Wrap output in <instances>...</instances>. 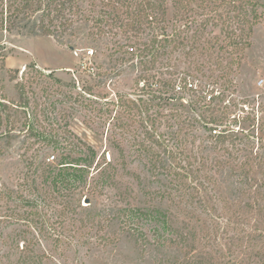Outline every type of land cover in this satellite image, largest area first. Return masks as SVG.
Listing matches in <instances>:
<instances>
[{
  "label": "trees",
  "instance_id": "obj_1",
  "mask_svg": "<svg viewBox=\"0 0 264 264\" xmlns=\"http://www.w3.org/2000/svg\"><path fill=\"white\" fill-rule=\"evenodd\" d=\"M197 1L174 0V24L169 25L167 0H94L97 9L93 11V18L99 33L104 35L106 31L112 32L118 28L112 35L119 36L117 42H123L118 43L119 52H122L121 61L136 60L137 70L132 80L136 93H115L113 98L110 97L99 88L102 73L84 61L74 68L61 70L68 75L67 79L57 77V69H48V73H43L48 79L42 81V73L40 69H35L39 68L35 63L32 67L31 64L28 65L30 68L35 66L34 72L31 70L30 74L25 73L26 67L23 71L6 68L8 79L13 82L19 99L17 103L10 101L3 93L4 85H0V137L6 135L4 125H8L9 129L17 128L18 133L24 131L28 125L27 118L31 116L28 112L29 105L32 103L33 108H37L41 105V99L42 109L38 110L41 114L47 113L45 100H51L48 108L54 110L56 103L62 104L70 99L71 104L67 109L84 108V113L88 116H105L104 125L107 124L108 128L112 125L119 127L124 138L127 139L128 133H133L132 145L136 150L147 154L153 172L168 177V186L163 191V196L178 203L184 214L182 222L184 230L188 229L187 239L190 240L184 250L192 252L188 264H256L264 255V204L261 203L264 199V184H256L257 180L262 179L264 182V172L260 177L255 176L254 163L243 159L235 166L223 163H232L228 160L213 163L216 170H227L226 177L219 178V181L210 173L208 160L198 151L201 143L199 147L196 146L197 150L194 149L196 139H192L186 131L187 116L179 113L172 103L181 98L178 95L192 90L193 84L187 78L182 83L176 82L171 75L175 74L172 69V53L177 50H181L185 58L193 57L190 64H193L196 71L202 69V57L214 64L213 68L208 66V70L217 73L205 84L211 87L207 89L208 96L210 101L215 100L216 112L208 123L224 126L221 130L215 126L210 129L213 133L209 137L216 142L218 150L230 148L225 144L233 135H237L231 133L234 130L226 127L230 119L234 122L249 121L261 134L264 133V105L259 108L263 117L258 123L257 111L253 106L244 102L240 113L229 111L230 107L236 108V103L233 98L227 97L229 86H232L229 76L234 67L240 66L244 51L250 46L247 39L261 14L258 15L255 8L257 0H200L199 3L207 2L208 5L210 1L214 2V6L209 9L214 16L201 19L199 28L192 29L189 25L190 12L194 11L191 4ZM197 6L200 9L202 7L200 4ZM248 7H252V13ZM80 13L78 0H0V31L21 33L26 30L30 34L58 35L72 28ZM198 14L205 13L202 10ZM210 24L218 26L221 35L213 31L207 32ZM103 26H107L106 30ZM0 67L4 70L5 62L2 61ZM210 76L213 75L210 73ZM55 94H58V98H54ZM99 101L104 102V106ZM163 106L165 111L161 109ZM20 115L25 121L19 124ZM33 115L38 114L35 112ZM60 115L65 120L70 113L63 110L58 116ZM160 119L161 122H167L170 132L167 129L159 131ZM46 120H49L48 115ZM113 120L115 121L112 122ZM56 123L42 131L32 129L34 131L30 132V136L42 139L47 148L52 149V153H48L45 158L47 165L54 162L56 155L53 152L59 150L64 152L63 158L66 156L68 162L80 165L76 162L81 159L76 161L72 154L77 153L81 158L87 149L91 152L92 148L78 137L75 143L67 133L68 129L62 130V125L58 121ZM174 125L176 129L173 131ZM56 136L61 139H58L59 147L54 146L56 139L53 138ZM232 146L238 149L237 153L240 152V147L235 144ZM26 162L29 171L35 168L32 158ZM60 164L62 166L66 163ZM262 164L264 167V162ZM70 175L60 172L48 175L50 191L47 193L53 196L51 192L54 190L51 189H57L59 184L63 185ZM234 176L241 177L234 181ZM28 177L29 175L25 178L26 182ZM78 177L74 188L86 189L83 176ZM234 183L243 187L240 196L231 190ZM36 186L32 182L25 188L33 190ZM11 194L12 190L0 187V264H4L3 245L10 240V235L5 232L13 225L23 226L20 232L26 241V248L35 244V235L50 237L54 248H58L65 232V221L60 219L67 215L66 211L69 209L64 205L60 206L61 210L55 214L58 219L51 221L32 205L33 202L29 205L26 199L22 200V196L13 202Z\"/></svg>",
  "mask_w": 264,
  "mask_h": 264
},
{
  "label": "rangeland",
  "instance_id": "obj_2",
  "mask_svg": "<svg viewBox=\"0 0 264 264\" xmlns=\"http://www.w3.org/2000/svg\"><path fill=\"white\" fill-rule=\"evenodd\" d=\"M78 1L81 6L80 16L67 32L42 35L30 34L26 30L21 33L0 31V65L2 61L5 62V69L0 67V85H4L3 93L10 101L17 103L19 98L13 82L8 79L6 68L23 71L26 67L25 73L30 74L31 70L34 72L35 66L30 68L34 63L39 67L35 69H40L42 73L40 79L44 81L48 77L43 73H48V69H57V77L67 79L68 75L61 70L74 68L84 61L102 73L99 77V80H102L99 88L110 97L113 98L115 93L128 94L134 91L132 80L137 70L134 62L136 60L121 61L122 52H119V45L123 42H117L119 36L112 35V32L119 29L115 28L112 32L106 31V34L101 35L94 23L93 11L97 9L94 0ZM199 1L191 4L194 8L193 13L190 12L189 25L192 29L199 28L201 19L213 15L209 9L214 6V2L210 1L208 5L207 2ZM174 4V0L166 2L169 25L174 24ZM198 4L202 6L204 15L198 14L202 13ZM251 8L248 7L250 13L253 12ZM255 8L261 18L253 26V32L247 39L250 46L244 51L240 66L234 67L229 76L232 86H229L227 97L233 98L236 103V108L230 107L229 111L239 112L241 105L248 103L257 111V122L260 123L263 114L259 108L264 105V0H257ZM106 28L107 26H103V29ZM207 28V32L213 31L221 35L218 26L210 24ZM192 58L191 56L190 59ZM190 59L185 58L181 50L173 52L172 69L175 74L173 73L171 78L180 83L187 78L193 84L192 90L185 91L178 95L181 98L172 101L179 113L188 118L186 131L192 139H196L194 147H191L197 150L196 146L199 147L201 143L198 151L208 160L211 167L209 171L218 181L219 178L226 177L227 170H216L213 163L217 160L231 161L232 163L223 162L231 166L243 159L252 161L255 176L260 177L264 172V133L261 134L249 121L234 122L230 119L226 127L234 130L231 133L237 135H233L225 144L230 148L218 150L216 142L209 137L210 133H213L210 129L215 126L221 130L224 126L208 123L209 118L214 117L216 112L215 100L210 101L208 96L207 89L211 87L205 84L212 80L217 71L212 73L208 70V66L213 68L214 64L204 57L200 58L202 69L196 71L193 64H190ZM38 93L40 94L39 91ZM54 98H58V94H55ZM40 101L41 105L37 108H33L32 103L28 104L31 116L27 118L28 125L24 131L18 133L17 128L9 129L8 125L3 124L6 135L0 137V187L12 190L10 198L13 202L18 201L20 196L22 200L26 199L29 205L33 202L32 205L40 209L51 221L58 219L55 214L61 210L62 205L67 207V215L59 218L60 221H65L63 242L58 248H54L50 237H34V233L35 244L26 248V241L20 232L23 226L13 225L5 232L10 235V240L5 241L3 245L4 264H188L192 252L184 250L190 243L189 238L187 239L188 229L184 230L182 222L184 214L181 213L178 203L163 196V191L168 186V177L153 172L147 154L136 150L132 145L133 133H128L126 139L119 127L112 125L108 128L107 124L104 125L105 116H88L84 113V108L67 109L71 104L70 99L53 106L59 113L63 110L69 111L70 116L65 120L52 108H48L51 100H45L47 113L41 114L38 110L42 109L43 99ZM99 102L104 106V102ZM151 109L154 110L155 107ZM161 109L165 111L164 106ZM35 112L38 115H33ZM47 115L49 120H46ZM19 119V124L25 121L21 115ZM161 120L158 129L164 131L167 129V122ZM57 121L62 125V130L68 129L67 133L75 143L78 137L92 148L91 152L87 149L81 158L77 153L72 154L76 161L81 159L76 163L86 166L68 162L66 156L63 158L64 152L61 150L53 152L56 155L55 160L47 165L45 158L48 153H52V149L47 148L42 139L30 136V132L42 131ZM175 129L176 125L172 127L173 131ZM168 130L167 132H170ZM53 139H56L54 146L59 147L58 141L61 139L58 136ZM234 144L241 148L239 153L238 149L232 146ZM31 158L35 161V168L29 171L26 168V160L31 161ZM62 162L66 164L61 166ZM58 172L73 176H68L65 183L59 184L57 189L52 188L54 191L51 193L54 195L50 196L47 193L50 191L48 175L52 176ZM79 175L83 176L86 183L84 190L74 188ZM240 177L234 176L232 180L238 181ZM32 182L37 185L35 189L25 188ZM262 183L264 184L262 179L256 181L257 185H263ZM231 190L240 196L243 187L234 183ZM261 201L264 204V199ZM259 261L256 264H264V255Z\"/></svg>",
  "mask_w": 264,
  "mask_h": 264
},
{
  "label": "built area",
  "instance_id": "obj_3",
  "mask_svg": "<svg viewBox=\"0 0 264 264\" xmlns=\"http://www.w3.org/2000/svg\"><path fill=\"white\" fill-rule=\"evenodd\" d=\"M259 83H261V81H259Z\"/></svg>",
  "mask_w": 264,
  "mask_h": 264
}]
</instances>
